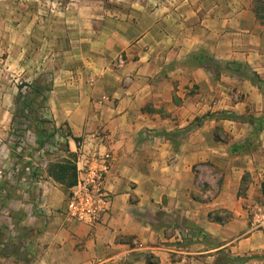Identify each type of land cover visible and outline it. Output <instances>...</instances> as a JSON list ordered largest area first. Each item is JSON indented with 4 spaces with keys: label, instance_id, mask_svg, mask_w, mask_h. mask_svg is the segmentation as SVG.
Returning <instances> with one entry per match:
<instances>
[{
    "label": "crops",
    "instance_id": "1",
    "mask_svg": "<svg viewBox=\"0 0 264 264\" xmlns=\"http://www.w3.org/2000/svg\"><path fill=\"white\" fill-rule=\"evenodd\" d=\"M123 8L124 15L98 16L97 35L87 38L96 59L85 58L82 78L75 71L78 81L59 89L56 84L57 94L49 98L55 127L69 128L73 152L80 148L78 139L111 149L110 213L87 225L65 215L68 196L53 182H27L30 202L22 190L15 209L22 219L35 217L42 229L30 245L38 255L32 264H153V256L157 264H172L173 252L184 254L174 264H184L194 255L234 247L235 233L213 221L219 207L232 210L248 241L261 232L248 228L238 190L246 173L254 179L264 173V146H235L249 137L250 122L243 116L264 107V94L243 74L247 69L264 80V23L254 0L168 1L139 21L137 6ZM2 12L0 38H6L10 21ZM51 31L50 38H57ZM119 53L125 56L122 66L115 65ZM8 93L10 86L0 83V109L7 110L0 140L12 121ZM102 131L110 142L99 145L94 137ZM217 176V194L205 197ZM10 207L8 200L5 211ZM166 219L191 221L194 231L165 232ZM202 233L219 237L221 246L206 245ZM186 235L193 244L169 243L183 242Z\"/></svg>",
    "mask_w": 264,
    "mask_h": 264
},
{
    "label": "rangeland",
    "instance_id": "2",
    "mask_svg": "<svg viewBox=\"0 0 264 264\" xmlns=\"http://www.w3.org/2000/svg\"><path fill=\"white\" fill-rule=\"evenodd\" d=\"M168 1L176 2V0H0V8L3 9L0 13L2 12L10 21L6 38H0V83L10 86L8 94L11 107L7 117L12 118V121L17 119L13 125L12 121L10 122L9 133L0 140L2 146L4 145L0 152V264H32L38 257L37 251L30 245L34 242L33 236L40 234L42 229L34 220L35 217L22 219L15 209L18 197L23 195L22 190L26 193L24 201L30 202L32 194L29 192L32 189L27 182L44 183L50 180L67 196L70 193L71 189L59 184L48 174L51 163L69 158L74 162L76 160L71 157V153L76 152L72 151L74 144L73 147L70 146L69 128L65 125L55 127L49 98L57 94V90L52 92L56 84L59 89L68 83L71 84L73 79L75 82L78 81L75 71H79L78 75L82 73L79 68L81 64L85 67V58L96 59L87 38L91 35L96 37L99 29L97 21L102 19L98 16L106 17L113 12L124 15L127 8L123 7L135 5L139 21L153 6L159 8L163 2ZM92 20L95 22L92 23ZM17 21L24 23L18 26ZM50 27L53 32L57 31V38H50ZM124 64V54H117L115 65ZM67 71H72L73 75L66 73ZM243 71L247 73L248 70ZM87 75L93 83L94 78L89 73ZM79 77L82 78L81 74ZM33 86H39L41 93H35ZM260 90L264 94V89ZM29 95L35 102H32L31 110L25 111L23 114L25 116H22L25 98ZM6 111L0 109V122L6 118ZM243 117L250 122L249 137L244 143L240 142L235 146L240 150L255 151L259 146H264V107L259 110L254 108ZM18 134L25 136L20 151L17 149ZM220 135L225 133L221 131ZM41 163L46 166H40ZM16 168L19 169L18 172ZM216 179V185L207 189L205 197L217 194L219 176ZM263 179L264 173L258 179L246 173L238 190V196L243 198L242 208L247 210L244 219L248 228L253 231L261 230L253 237L252 242L246 239L247 235L245 236L240 228V222L233 219L232 210L219 207L212 214L213 221L226 224L227 229L235 233L232 243L234 247L229 245L208 255H194L197 259L187 260L184 264H264V200L260 192ZM21 182L27 184L23 189L21 185L19 186ZM6 183L10 186H5ZM202 185L204 187L206 182L203 181ZM8 200L12 207L5 211ZM160 216L158 214L159 219ZM164 222L165 232L172 233L178 229L188 234L194 231L191 221L166 219ZM171 222H174V225ZM186 236L183 242L169 243L177 247L181 244H193V237ZM202 241L209 247L221 246L222 243L219 237L210 238L208 234L203 233ZM239 242L242 243L241 248L237 249ZM247 246H250V250H245ZM183 255L178 252L171 253L172 264L181 262ZM151 259L153 264H157L155 256Z\"/></svg>",
    "mask_w": 264,
    "mask_h": 264
},
{
    "label": "built area",
    "instance_id": "3",
    "mask_svg": "<svg viewBox=\"0 0 264 264\" xmlns=\"http://www.w3.org/2000/svg\"><path fill=\"white\" fill-rule=\"evenodd\" d=\"M24 138L23 135H17L18 151L23 148ZM94 139L99 145H104L110 142V135L102 131ZM77 145L80 146L75 160L77 182L68 194L64 213L74 220L93 226L101 223L110 213L112 194L106 183L112 169L113 153L109 148L101 150L99 146L83 144L81 141ZM40 166L46 165L41 163Z\"/></svg>",
    "mask_w": 264,
    "mask_h": 264
},
{
    "label": "trees",
    "instance_id": "4",
    "mask_svg": "<svg viewBox=\"0 0 264 264\" xmlns=\"http://www.w3.org/2000/svg\"><path fill=\"white\" fill-rule=\"evenodd\" d=\"M254 11L257 15V18L264 23V0H254ZM243 74H245L254 85L258 86L260 89H264V80L256 72H252V74H249L243 71ZM33 90L37 94L41 93V89L39 86H33ZM32 102L34 103L35 99L31 100L30 95L25 98V105L23 108V112H21L22 116H25L23 115L25 114V111H29V109L31 110ZM77 141H79V139ZM71 157L76 158V153H71ZM48 174L56 182L62 184L67 189H71L73 186L76 185L77 167L76 163L72 158L51 163L49 165ZM261 194L264 200V179L261 182ZM238 258L241 259L242 257Z\"/></svg>",
    "mask_w": 264,
    "mask_h": 264
}]
</instances>
